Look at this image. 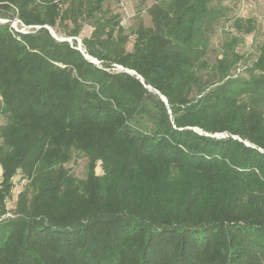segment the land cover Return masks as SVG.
Segmentation results:
<instances>
[{
  "label": "trees",
  "instance_id": "trees-1",
  "mask_svg": "<svg viewBox=\"0 0 264 264\" xmlns=\"http://www.w3.org/2000/svg\"><path fill=\"white\" fill-rule=\"evenodd\" d=\"M115 1L0 0V264H264V38L231 48L255 19L156 0L127 32Z\"/></svg>",
  "mask_w": 264,
  "mask_h": 264
},
{
  "label": "rangeland",
  "instance_id": "rangeland-1",
  "mask_svg": "<svg viewBox=\"0 0 264 264\" xmlns=\"http://www.w3.org/2000/svg\"><path fill=\"white\" fill-rule=\"evenodd\" d=\"M156 0H120L115 2H110L107 5L113 12L120 13L123 17L122 25L126 28V31H130L136 25L137 16L142 19L146 26L151 24L150 19L146 16L145 8L150 6ZM235 14L238 17L248 18L252 17L256 21V31L254 34L243 35L241 39L232 40L231 45L232 51L234 53L240 54L249 60H253L257 54V47L261 40L264 38V0H240L236 6ZM4 21L0 20V23ZM11 26L16 31L27 32L30 30L28 27H24L22 23L17 20L11 22ZM91 28L89 26H84L82 33L80 34L77 42L81 38L89 36ZM230 32L229 28L226 26L223 30L219 29L213 38L209 53L206 57L209 66L215 65L223 57V52L229 45H224V42H228L230 37H227V33ZM227 38V39H226ZM131 39V38H130ZM130 47V45H129ZM239 69L241 66H238ZM116 70H120L116 67ZM205 77L213 76V73L204 74ZM0 123L2 120L0 119ZM225 135H217L216 137H223ZM85 164L86 161L82 157L74 159L68 167L74 172L75 176L78 178H83L85 175ZM102 173L100 165L96 167V174L100 175ZM1 174V170H0ZM25 182L19 177L14 178V187L12 189V195L6 202L7 215L11 214L12 209L15 207L18 194L22 190V186Z\"/></svg>",
  "mask_w": 264,
  "mask_h": 264
},
{
  "label": "water",
  "instance_id": "water-1",
  "mask_svg": "<svg viewBox=\"0 0 264 264\" xmlns=\"http://www.w3.org/2000/svg\"><path fill=\"white\" fill-rule=\"evenodd\" d=\"M46 28L49 29L48 27H46ZM49 31L52 33V35H53L54 37H56L52 30L49 29ZM58 40H59V39H58ZM60 40H66V39L62 38V39H60ZM68 40L70 41V39H68ZM77 49L81 51V41H78V42H77ZM81 52H82V51H81ZM84 57H85L87 60H89L91 63H94V64H97V63H98L97 60H95V59H93V58H91V57H89V56H87V55H84ZM118 68H119L120 70H124L125 72H127V73H129V74H131V75H135V74H136L134 71H132V70H127V69H123L121 66H118ZM161 99H162L164 102H166V99H165L163 96H161ZM215 136H217V135H215Z\"/></svg>",
  "mask_w": 264,
  "mask_h": 264
},
{
  "label": "built area",
  "instance_id": "built-area-1",
  "mask_svg": "<svg viewBox=\"0 0 264 264\" xmlns=\"http://www.w3.org/2000/svg\"><path fill=\"white\" fill-rule=\"evenodd\" d=\"M2 21H4V20H2ZM5 22V21H4ZM19 22V21H18ZM28 28H30V27H28Z\"/></svg>",
  "mask_w": 264,
  "mask_h": 264
}]
</instances>
